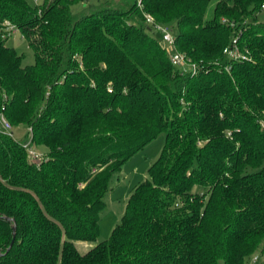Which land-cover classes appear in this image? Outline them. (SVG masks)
Here are the masks:
<instances>
[{"label":"trees","instance_id":"obj_1","mask_svg":"<svg viewBox=\"0 0 264 264\" xmlns=\"http://www.w3.org/2000/svg\"><path fill=\"white\" fill-rule=\"evenodd\" d=\"M76 1L0 0V23L34 56L23 65L0 26V116L26 129L0 127V264H252L264 254V0H134L75 16ZM143 12L176 29L195 73L171 63ZM233 37L246 59L225 56ZM161 134L111 236L80 253L111 176Z\"/></svg>","mask_w":264,"mask_h":264},{"label":"rangeland","instance_id":"obj_2","mask_svg":"<svg viewBox=\"0 0 264 264\" xmlns=\"http://www.w3.org/2000/svg\"><path fill=\"white\" fill-rule=\"evenodd\" d=\"M30 5L36 6L43 4L44 0H26ZM134 0H85L76 1L72 4L71 10L75 16H80L85 13H90L98 8L106 7L108 5L116 8H128ZM214 5V0L210 2V7ZM258 21L264 23V9L258 13ZM172 33L176 32L173 27ZM156 38H159L158 33L151 32ZM6 45L13 47L19 54H23V65L32 64L34 61L33 51L28 46L26 40L22 37L21 32L16 29L12 33ZM1 127V124H0ZM25 127L20 125L13 127V135L20 139L25 134ZM164 134L159 135L150 144H148L137 155L127 160L120 172L114 173L109 180V190L104 196L105 206L100 213L99 234L96 241H75V246L80 253H85L91 249L97 242L108 239L115 226L122 218L126 201L136 185L148 177V169L150 165L157 159L161 150L164 147ZM38 158L31 160L39 162L44 158L45 149L36 147ZM252 264H264V254L258 249L251 257Z\"/></svg>","mask_w":264,"mask_h":264},{"label":"built area","instance_id":"obj_3","mask_svg":"<svg viewBox=\"0 0 264 264\" xmlns=\"http://www.w3.org/2000/svg\"><path fill=\"white\" fill-rule=\"evenodd\" d=\"M137 1H138V7L141 8V4L139 0ZM262 7L264 8V5ZM143 17H144V23L146 25L151 26L153 31L158 33L159 41L166 49L171 63L177 66L178 68H180L182 72L191 71L195 73L198 69V65L190 61L183 52L177 50L175 45V35L174 33H172L169 25L157 22L152 15L145 12H143ZM0 26L3 27V29L5 30L3 36H7V37H9L17 29L16 26L10 23L9 21H4L0 23ZM223 52L228 60H242L247 58L246 55L242 53L239 48L237 37H233L231 43L224 49ZM229 69H230V65H226L225 70L229 71ZM0 124H1V130H3L9 135H12V126L5 119L3 115L0 116ZM23 147L26 149L27 156L30 160H36L39 157L36 152V149L31 144L30 139L24 142Z\"/></svg>","mask_w":264,"mask_h":264},{"label":"water","instance_id":"obj_4","mask_svg":"<svg viewBox=\"0 0 264 264\" xmlns=\"http://www.w3.org/2000/svg\"><path fill=\"white\" fill-rule=\"evenodd\" d=\"M0 255H1V253H0Z\"/></svg>","mask_w":264,"mask_h":264},{"label":"crops","instance_id":"obj_5","mask_svg":"<svg viewBox=\"0 0 264 264\" xmlns=\"http://www.w3.org/2000/svg\"><path fill=\"white\" fill-rule=\"evenodd\" d=\"M128 199V198H127Z\"/></svg>","mask_w":264,"mask_h":264}]
</instances>
